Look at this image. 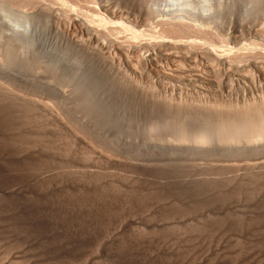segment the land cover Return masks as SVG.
Masks as SVG:
<instances>
[{"label":"rangeland","instance_id":"obj_1","mask_svg":"<svg viewBox=\"0 0 264 264\" xmlns=\"http://www.w3.org/2000/svg\"><path fill=\"white\" fill-rule=\"evenodd\" d=\"M258 13L240 22L243 41L260 27ZM15 47L0 52V264H221L244 236L255 243L248 259L264 264V158L224 160L179 140L178 124L200 103L242 100L235 83L194 81L201 72L187 65L188 78L149 79L137 94L106 70L89 71L71 49L61 47L71 61L59 67L51 55L24 63Z\"/></svg>","mask_w":264,"mask_h":264},{"label":"bare ground","instance_id":"obj_2","mask_svg":"<svg viewBox=\"0 0 264 264\" xmlns=\"http://www.w3.org/2000/svg\"><path fill=\"white\" fill-rule=\"evenodd\" d=\"M239 12H242L240 17L238 16ZM255 12L258 13L256 15H262L263 20L260 22V27L255 31H250L251 37L249 40L243 41L244 34L238 30L241 27L240 22L246 18L245 16H252ZM43 31L49 32L48 34L53 38L51 40L50 38L46 39L45 37L48 36ZM0 39L5 40H1L0 47L3 48L2 44L5 45L7 49H4V51L9 53L4 52L5 57L13 52V46H18L17 48L20 51V55H18L20 59L24 60L22 62L34 63L35 61L32 60L39 55L47 56V59L51 55V60L53 57L55 61L51 63L54 62L55 65L60 64L57 62L64 59L61 48L63 47L61 46L62 41H64L67 47H63V49H66L65 51L71 49L72 52L68 50L64 53H71L72 58L81 62L84 61L87 68L88 66L97 67L101 71L104 70V73L108 71L112 76L119 78V81L121 80L120 82L124 83L123 85L130 88L131 91L135 90L136 93L140 90L138 84H141L142 87L143 81L156 79L162 82L165 79H174L193 67L201 72V74L195 75L194 81L210 82L218 86H221L224 80L233 82L238 89L243 91L242 100H236L237 103H233V100L214 103L204 101L200 103L203 104V107L204 105L205 107L211 105L216 109L214 110L211 106L210 109L206 107L210 111L205 114L204 110L206 108L199 105L197 106L200 107L198 110L202 109L199 112L194 110V114L188 112L191 114H185L184 117L177 114L178 118L182 117L181 123L178 124L180 131L177 129L180 132L179 140L186 142L192 139L191 142L194 141L195 144L210 146L205 151L208 149L212 153L216 152V155L217 153L223 154L222 159H224V155L228 156L227 160L230 158L229 156H234V160L237 158L236 156H239L237 159L244 156L249 158L248 160L264 158V0H0ZM47 40L50 43H46ZM59 46H61V49ZM2 50L0 52L3 53ZM3 57L0 58V61L3 60ZM43 57L41 56L42 59ZM68 58L67 60L71 58L69 54ZM25 60L31 61L25 62ZM78 61L75 63L79 64ZM37 62H40V60ZM43 63L46 62L43 61ZM50 64L48 65L50 66ZM61 64L59 67L64 66V64ZM186 66L188 70H186ZM72 67L74 68V66ZM55 70L56 68H54ZM66 71H69V68ZM75 72L81 74L78 70ZM192 76L190 75V77ZM259 81L263 82L258 84V94L254 92L252 86L256 82L259 83ZM110 84L112 85L111 81ZM82 87L84 86L82 85ZM226 88L231 87L228 85ZM70 91L68 93H72ZM63 93H65L64 98L69 97V100L74 96V94H67L66 97V91ZM226 94L232 95L229 90ZM168 96L167 99L171 98L169 101L170 104L173 102V105L175 103L174 96ZM74 99L76 100V98ZM167 99L165 97V100ZM179 101L182 103L177 102L178 105L184 104L183 107L187 105L186 109L196 107L191 106L188 101ZM177 103L176 107L180 109L182 106L179 107L180 105L178 106ZM100 106L98 107L100 108ZM183 107L181 113L184 111ZM178 108L175 110L176 113L179 110ZM211 109L214 110V113ZM200 115L205 116L202 118ZM199 116L203 122L200 119L199 123H196V120L193 121V124L190 122L196 118L198 119ZM195 123L196 125H194ZM204 124L210 125L205 127ZM212 124L214 129L209 128ZM191 130L193 133L196 130L197 134L192 135ZM174 131L177 132L176 129ZM179 135H176V138H179ZM188 146L190 145L188 144ZM203 156H207V154ZM260 175L259 177H264V175ZM249 183L252 182L249 181ZM228 187L230 188V186ZM228 192L230 193V191ZM258 195L260 196L261 193ZM259 201L264 205V194L259 197ZM256 225L259 224L257 223L253 227H256ZM261 225L263 227V224ZM246 239L247 236H244L242 242L237 243V241H240L237 240L234 245H230V254L220 263L234 264L238 259L244 264H260L248 259L249 255L252 254L250 252L252 249L249 247L251 244L255 245V243L250 244L251 241ZM259 243L261 245L262 242L259 241L257 244ZM232 255H237L235 261H233L234 258L230 259ZM216 262V258L211 260L212 264H216Z\"/></svg>","mask_w":264,"mask_h":264}]
</instances>
